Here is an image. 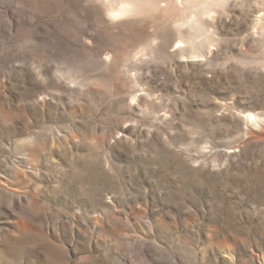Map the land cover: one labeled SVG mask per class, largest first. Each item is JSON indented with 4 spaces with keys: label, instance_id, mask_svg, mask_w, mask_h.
Masks as SVG:
<instances>
[{
    "label": "rangeland",
    "instance_id": "obj_1",
    "mask_svg": "<svg viewBox=\"0 0 264 264\" xmlns=\"http://www.w3.org/2000/svg\"><path fill=\"white\" fill-rule=\"evenodd\" d=\"M0 264H264V0H0Z\"/></svg>",
    "mask_w": 264,
    "mask_h": 264
}]
</instances>
